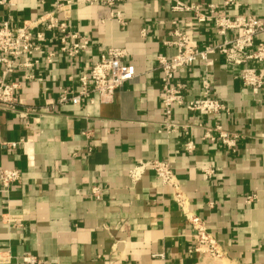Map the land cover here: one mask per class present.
<instances>
[{
  "label": "crops",
  "instance_id": "obj_1",
  "mask_svg": "<svg viewBox=\"0 0 264 264\" xmlns=\"http://www.w3.org/2000/svg\"><path fill=\"white\" fill-rule=\"evenodd\" d=\"M5 1L0 21L12 27L37 20L54 2ZM181 1L216 5L228 16L264 17V0H234L237 6L228 9L219 0ZM119 11L125 26L104 6L74 5L66 13L68 25L88 39L87 50L69 59L48 34L43 51L34 55L38 65L6 78L19 84L21 105L15 112L0 109V170H17L20 180L0 193V264H23L25 255L38 264H220L188 254L195 245L190 227L151 171L131 183L128 171L149 161L168 163L189 211L205 223L228 261L264 264V89L253 94L243 88L238 68L216 53L206 65L197 62L176 72L185 101L202 97L207 78L210 96L229 110L208 118L174 107L173 120L189 127L194 143L191 153L184 152L181 130L158 132L163 112L156 58L176 54L165 45L176 27L186 28L192 47L213 46L219 39L211 26L197 24L190 13L172 12L162 0H127ZM109 48L126 51L124 62L136 77L110 104L92 96L78 106L58 105L59 88L76 91L78 78ZM48 53L54 54L49 64ZM215 123L236 137L235 153L218 141H202L203 128ZM206 166L213 170L209 179L201 171Z\"/></svg>",
  "mask_w": 264,
  "mask_h": 264
},
{
  "label": "built area",
  "instance_id": "obj_2",
  "mask_svg": "<svg viewBox=\"0 0 264 264\" xmlns=\"http://www.w3.org/2000/svg\"><path fill=\"white\" fill-rule=\"evenodd\" d=\"M127 0H54L53 9L33 22L22 26L12 27L8 20L0 21V109L7 112H15L21 105L18 97L19 84L7 82L6 78L16 71L33 69L38 65L34 55L43 51L42 43L46 35L52 34L57 38V51L69 59L76 58L85 52L89 41L86 37L71 31L66 13L76 4L87 6L101 5L108 9L109 17L117 21L121 26L125 22L119 8ZM146 2L147 0H139ZM170 5L171 11L175 13H190L197 24H207L212 27L218 37V42L213 46L202 49L192 47L186 28L176 27L170 32V40L165 43L173 47L176 54L167 58L158 56L156 58L157 70L160 72V93L163 112V120L159 133L172 135L181 130L186 137L183 146L184 152L191 153L194 143L190 140L188 126L176 123L173 118V108L182 107L188 113L199 114L204 117L214 118L219 114H229L228 108L219 100L212 98L209 93V82L204 78L201 82L202 97L191 101L184 100V87L175 80V73L181 69L189 68L197 62L206 65L208 56L212 53L219 55L223 62L238 68L236 79L241 86L253 94L264 89V17L251 15L219 14L216 5L203 6L202 4H186L181 0H162ZM221 8L228 9L237 6L234 0H219ZM5 0H0V7L4 6ZM175 25V22L172 23ZM127 54L123 49L109 48L99 57L98 61L91 67L88 75L78 78V89L67 91L59 88L57 104H70L78 106L81 102L92 101V96H97L101 104H110L114 100L115 93L132 81L135 77L133 66L124 62ZM53 53L45 55L47 64L52 62ZM252 65V66H250ZM26 78L30 79L31 76ZM52 108H45V112ZM33 111L19 114L26 119ZM236 137L229 134L218 123L203 128L202 141H218L231 153H235ZM151 171L162 187L170 190L171 196L186 223L192 232L195 245L188 254L207 256L220 264H239L228 261L226 254L220 245L208 232L205 223L188 209L187 201L182 197L176 176L167 162L149 161L141 162L128 171V178L132 184L137 183L147 171ZM202 173L206 179L213 175L211 167L203 168ZM20 180L17 170H0V193L7 194L10 187ZM91 195L99 200L98 188L91 190ZM254 196L247 197L245 203L251 204ZM163 258L162 255L157 256ZM23 264H38L37 259L30 255L21 258Z\"/></svg>",
  "mask_w": 264,
  "mask_h": 264
}]
</instances>
